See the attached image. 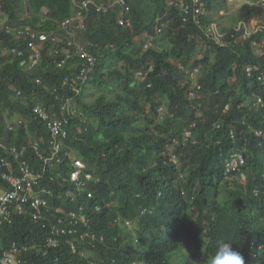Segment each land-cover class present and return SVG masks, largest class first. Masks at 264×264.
Listing matches in <instances>:
<instances>
[{"label":"trees","instance_id":"1","mask_svg":"<svg viewBox=\"0 0 264 264\" xmlns=\"http://www.w3.org/2000/svg\"><path fill=\"white\" fill-rule=\"evenodd\" d=\"M78 1L0 0V13L8 24L60 33L58 22L73 13ZM202 1L199 25L191 10L184 12L187 0H126L123 13L129 25L117 23V6L101 12L90 5L77 37L89 44L95 63L78 91L62 81L80 68L58 67L62 54L52 53L57 46L45 42L31 67L29 41L0 33V139L6 144L0 156L9 159L10 147L23 148L30 169L42 174L34 188L44 189L39 195L45 201L39 218L27 208L12 209L1 221L0 255L16 242L30 250L24 264H131L135 259L143 264H196L194 260H208L220 239L231 241L244 258L255 234L264 240V146L253 134L264 130V107L254 104L257 97L264 101V27L247 38L243 25L220 28L218 43L208 29L216 20L211 11L227 2ZM199 41L206 46L201 57ZM246 65L260 69L263 77L258 80L256 70L247 75ZM81 66L86 67L79 62ZM183 68L200 71L199 99L186 97ZM37 103L62 120L67 134L44 171L33 144L48 153L50 137L46 125L33 118ZM14 114L20 122L9 130ZM191 122L196 123L198 142L174 148L183 159L184 175L177 182L176 170L163 161L169 142L164 135L170 131L171 138L181 136ZM230 126L236 144L228 136ZM233 148L243 151L248 166L225 180L224 160ZM75 171L80 185L70 179ZM0 186L10 189L1 180ZM182 188L198 191L196 217L182 207ZM253 189L260 191L256 200L248 196ZM244 198L253 202V209L242 204ZM48 239L57 245L48 246Z\"/></svg>","mask_w":264,"mask_h":264},{"label":"built area","instance_id":"2","mask_svg":"<svg viewBox=\"0 0 264 264\" xmlns=\"http://www.w3.org/2000/svg\"><path fill=\"white\" fill-rule=\"evenodd\" d=\"M184 8L185 14L190 10L194 14V20L199 22V16L203 13L204 3L202 0H187ZM90 1L83 0L80 4V9L84 12L77 11V13L72 17H66L62 19L58 25L62 29L60 33L55 30L41 31L35 30L29 25L16 24L11 25L7 23V19L0 15V33L5 32L11 34L17 38L24 37L27 39L28 45L31 48V61L30 66H34L39 60V48L45 42H51L52 45L57 46L52 50L53 54L61 53L62 57L57 62V66L63 67L68 61L74 59L76 55L79 58L85 60L90 67L93 66L95 58L91 56L86 47L80 43L77 37V31L80 30L83 25V20L88 14V8ZM117 5L121 13L118 15V23L120 25H129L130 20L126 19L122 14L124 11L128 10L126 0H111L107 6H96L98 10L107 11L110 6ZM45 20V19H44ZM185 20V17L183 18ZM77 22V23H74ZM159 31V29H158ZM79 40V41H78ZM58 45L64 46V48L59 49ZM61 47V46H60ZM23 50H12L13 53L21 56ZM89 69L81 68L79 72L74 74H69L63 78V85H69L74 90H80L87 77ZM56 100H59L57 98ZM33 118L41 120L49 130V152L43 151L39 148V144L35 142L33 144V150L39 159L43 160L45 163L51 161L57 157L58 151L63 146V140L66 138L67 134L62 130V120L56 116L55 113H49L42 106L41 103L34 105L32 109ZM8 129L11 130L12 126L8 125ZM61 134V135H60ZM0 148H5V145L0 140ZM11 160L4 159L0 156V163L4 171L0 173L1 179L10 185V189L6 187H0V223L4 219L9 218L10 211L13 209L15 212L29 210V213L34 218H39L41 216L40 211L42 209L41 205L45 204L44 199L39 195L44 189L40 191L34 188L42 177L41 172H35L30 169L28 163L22 158L24 155V149L18 150L15 147H10L9 149ZM48 154V155H46ZM15 163V168L13 167ZM78 163V162H77ZM77 173H73L71 179H75ZM55 227V224L52 226ZM61 233H65V229L60 230ZM48 246L57 245V241L53 239H48ZM71 249L74 251V246L70 243ZM21 251H27V246H16L14 243L9 247L8 250L3 251L0 256V264H20L21 260L19 258V253Z\"/></svg>","mask_w":264,"mask_h":264},{"label":"clouds","instance_id":"3","mask_svg":"<svg viewBox=\"0 0 264 264\" xmlns=\"http://www.w3.org/2000/svg\"><path fill=\"white\" fill-rule=\"evenodd\" d=\"M83 0H80L78 2H76V6L74 8V11L73 13L68 16V17H72L74 16L77 11H80V12H83L81 9H80V4L82 3ZM90 1V5H93V7L97 10V11H101V12H108L111 8H113L114 6H117V5H113V6H110L107 11H102V10H98V8L96 6H107V5H104V4H100V3H96L94 2L93 0H88ZM111 1V0H110ZM262 3H264V1L262 0ZM90 5H89V8H88V11L89 12V9H90ZM263 7V5H262ZM118 8V13L116 15V21L118 23V15L121 13V10L120 8L117 6ZM120 10V11H119ZM84 13V12H83ZM43 15L45 14V12L42 13ZM124 15V13H122ZM0 15L2 16V14L0 13ZM125 16V15H124ZM88 17V14L86 16V18ZM86 18L83 20V25L85 27V21H86ZM254 19V17H253ZM245 24H240V25H243L244 26V33H243V37L247 38L249 37L252 33H254L255 31H257L259 28H261L259 25L257 30H254L253 29H250L246 26V24L249 23V19H246V20H242ZM74 23H77V22H74ZM196 24L199 25V22H196ZM119 24V23H118ZM214 23H212V25L209 26L208 29H210V34L212 36L213 39H215L216 42H220V37H221V31L217 30L215 27H213ZM120 25V24H119ZM238 25V26H240ZM84 27H82L80 30H84ZM158 29L160 30L159 27H157V32H158ZM79 41V40H78ZM81 43V41H79ZM86 49L89 51L88 47H89V44L88 43H85L83 44ZM254 45V43H253ZM260 45V44H259ZM262 45V44H261ZM260 45V46H261ZM89 53L91 54V56H93V54L89 51ZM17 55V54H16ZM62 57V56H61ZM60 57V58H61ZM94 57V56H93ZM95 58V57H94ZM59 61V60H58ZM81 63V64H84L86 67H77L78 63ZM73 63V64H72ZM94 63H95V60H94ZM94 63H93V66L90 67L88 65V63L83 60L82 58H79L78 55H76L74 57L73 60L71 61H68L66 63L65 66L63 67H60V68H68V69H74V68H84V69H89L88 70V73L90 71H92L93 67H94ZM59 67V66H58ZM27 68H30L29 66H27ZM182 68V67H181ZM79 69V70H80ZM196 70V69H195ZM256 70L258 71L259 73V76L257 77L258 80L261 79V77H263V72L260 70V69H254L251 65H246L245 66V71H246V74L247 75H251L252 72ZM197 71V70H196ZM87 73V74H88ZM138 77H140V75L138 74ZM188 81V80H187ZM187 83V82H185ZM188 85L190 84L189 82L187 83ZM198 85V84H197ZM199 88V85L197 86ZM197 89L196 88H193L192 86L189 85V88L187 89V91L185 92L186 94V97L192 101L194 100V93ZM26 98V97H25ZM200 98V97H199ZM198 98V99H199ZM254 104L258 107H264V101L260 98V97H257L254 101ZM228 106L229 104H226L225 107H224V110H228ZM163 107L164 105H161L159 106L158 108V111H159V114H160V117L162 118L161 116V111L164 113V110H163ZM160 120V119H159ZM11 121V120H10ZM22 121V119H21ZM161 121V120H160ZM20 122V118H19V121ZM18 122H12L8 125H11L12 126V129H14V125L13 123H18ZM221 125L219 123H216L215 124V127L216 128H219ZM194 127H196V123L195 122H191V123H188L185 127H184V132H182V135L181 136H173L172 138L170 137L172 134L170 133V131L165 134V139H169V142H167L165 145V149H164V152L162 154V156L164 155L165 158H164V163H170L172 164L173 168L176 170V181L178 182L179 179L183 178V175L184 173L181 172V170H183V159L181 158L182 156V152L180 151L179 153L178 152H175L174 151V148H184V147H187L189 145H192V144H196L198 142V140L196 139L195 137V134H194ZM7 128V127H6ZM8 129V128H7ZM254 136L257 138V139H260L258 144H260L261 146H264V130H261V129H256L254 130L253 132ZM236 132H235V129L233 127H229V130H228V136L229 138L231 139V142L233 144H236ZM171 138V139H170ZM262 139V140H261ZM1 140V139H0ZM1 142L3 143V141L1 140ZM4 144V143H3ZM180 147H179V146ZM6 146V144H5ZM1 149V148H0ZM23 149V148H22ZM18 150H21V149H18ZM25 151V150H24ZM35 153V152H34ZM37 156V155H36ZM38 157V156H37ZM167 158V160H166ZM24 159V158H23ZM9 160H11V158H9ZM25 160V159H24ZM41 160V159H40ZM54 160V159H53ZM27 163L28 161L25 160ZM52 161V160H51ZM42 162L45 164V166L43 167V171L47 168V163L50 162L48 161L47 163H45L43 160ZM78 162V163H77ZM76 165L80 168L84 167V164H82L79 160H77L76 162ZM247 156L243 153L242 150H238V149H232L231 152H229L224 160V176L225 177V180H228V176H229V173L230 172H233V171H239L241 168L243 167H247ZM28 165L30 166V164L28 163ZM155 164H152L150 166H146L144 167V169L142 170V172L144 171H147L151 168L154 167ZM0 173L3 170L2 166H1V163H0ZM258 170V165L256 166V170L253 171V173H256ZM73 173H77V177L75 179H71V181H75L76 183H78L79 185L81 184V182L79 181V171H75ZM72 173V174H73ZM72 176V175H71ZM90 177V176H88ZM240 182L241 183H244L245 182V176L244 175H241L240 176ZM0 180L3 181L0 177ZM4 182V181H3ZM2 187V186H0ZM259 195H260V191L258 189H253L250 193H248V196L249 197H253L254 200H256L257 198H259ZM198 191H195L194 188L193 189H187V188H182L181 190V198H182V201H183V205L182 207L184 209H186L187 213L190 214V213H193L194 212V215L195 217L198 215V212L195 211L196 210V207H197V200H198ZM243 205H248L250 206V210L253 209L254 207V204L252 201H249L247 198H244L243 199V202H242ZM146 210L144 209L142 211V214H145ZM247 216L249 217L250 214H249V211L246 213ZM3 222V221H2ZM1 222V223H2ZM0 223V224H1ZM127 223V221L125 222V224ZM189 226V225H188ZM190 227V226H189ZM16 246H22V244H17L16 242H13ZM12 243V244H13ZM11 244V245H12ZM10 245V246H11ZM25 245V244H24ZM9 246V247H10ZM27 246V245H25ZM9 249V248H8ZM7 249V250H8ZM72 250V249H71ZM6 251V250H4ZM73 251V250H72ZM27 252H30L28 246H27V251H24V255L21 257L19 255V258L21 260L20 264H24L26 259L30 258L31 254L30 253H27ZM84 250L80 252V255L83 256L85 255L84 254ZM3 253V252H2ZM1 253V255H2ZM21 254V252L19 253ZM0 255V256H1ZM193 262H195L196 264H264V240L261 239V236L259 234H255V236L248 242L247 244V247H246V258H244V256L241 254L240 251H237L235 250L233 247H232V244H231V241H226L224 239H220L216 242V249L214 251V253L208 257V260L205 262V261H199V260H194ZM131 264H143L142 262L138 261L137 259L135 260H132L131 261Z\"/></svg>","mask_w":264,"mask_h":264},{"label":"rangeland","instance_id":"4","mask_svg":"<svg viewBox=\"0 0 264 264\" xmlns=\"http://www.w3.org/2000/svg\"><path fill=\"white\" fill-rule=\"evenodd\" d=\"M23 2L26 3V0H23ZM226 2L227 7H221L220 5H218L219 8L211 11V16L216 18L213 27H215L217 30H219L220 28H222L223 30L229 29L233 26L245 24L242 20H246L247 18L249 19V23L246 24L248 28H254V30H257V25H259L260 27H264V3H262V0H226ZM197 47L199 48V52L197 55L201 57L206 46L204 42L199 41L197 43ZM183 69V78H185V80H188L190 86L197 89L194 93L195 96L193 99H198L201 95L197 87V78L200 75V71H190L186 68ZM6 113L8 114V112ZM11 116V122L19 121L20 117H18L16 114ZM161 116L163 117L162 111ZM159 119L161 120L162 118L159 117Z\"/></svg>","mask_w":264,"mask_h":264},{"label":"crops","instance_id":"5","mask_svg":"<svg viewBox=\"0 0 264 264\" xmlns=\"http://www.w3.org/2000/svg\"><path fill=\"white\" fill-rule=\"evenodd\" d=\"M170 2H171V0H170ZM227 7V6H226ZM248 19V18H247ZM215 23V22H214ZM221 30V29H220Z\"/></svg>","mask_w":264,"mask_h":264}]
</instances>
